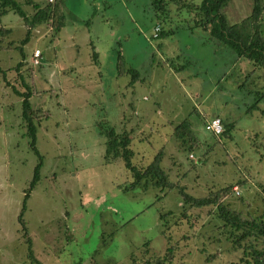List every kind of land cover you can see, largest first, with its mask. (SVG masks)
Returning a JSON list of instances; mask_svg holds the SVG:
<instances>
[{
	"label": "rangeland",
	"instance_id": "374dc122",
	"mask_svg": "<svg viewBox=\"0 0 264 264\" xmlns=\"http://www.w3.org/2000/svg\"><path fill=\"white\" fill-rule=\"evenodd\" d=\"M14 1L28 21L32 3H49ZM57 1L68 11L64 26L52 32L47 22L34 24L22 45L32 25L10 10L0 15V264H32L17 221L39 160L21 119L19 94L29 91L42 166L23 218L40 264H145L166 250L165 226L173 252L162 264H240L242 250L214 208L194 210L195 222L179 226L178 188L124 192L131 178L120 159L105 162L106 132L130 133L135 167L161 154L168 180L194 198L234 183L223 203L258 216L264 67L196 27L177 0ZM251 10L252 0H230L223 13L232 25ZM77 13L92 24H70ZM157 27L166 35L152 39ZM258 29L264 38V8ZM215 118L229 126L225 134L205 130Z\"/></svg>",
	"mask_w": 264,
	"mask_h": 264
},
{
	"label": "trees",
	"instance_id": "16d2710c",
	"mask_svg": "<svg viewBox=\"0 0 264 264\" xmlns=\"http://www.w3.org/2000/svg\"><path fill=\"white\" fill-rule=\"evenodd\" d=\"M178 9H184L191 13L195 19L194 25L200 27L209 33L212 39H215L229 49H231L238 57H244L250 61L253 66L264 67V38L258 32V19L264 6L260 0H252V10L248 17L243 19L238 24L229 25L223 13L224 8L228 5L230 0H201L199 4L192 3L187 0H177ZM26 4H31L29 0H25ZM34 14L31 21L22 12L20 5L14 0H0V15L7 11H13L27 24H31L30 28L25 33V38L21 40L20 44H25L31 35V28L34 24L47 22L52 29V32H58L63 26L62 6L56 0L53 3H47L44 6H39L32 3ZM155 29V28H154ZM166 35L161 28L157 27V32L152 34V39H158ZM92 58L96 62V53L92 51ZM21 64V63H20ZM20 64L17 65L21 66ZM119 71V63L117 64ZM132 78H137L136 71L130 72ZM32 93H20L21 98V119L27 128V135L30 138L29 145L33 153L38 156L39 160L33 169V176L24 194L22 207L17 215V221L20 226V234L23 238V243L26 246V255L32 264H40L37 261L31 250V238L29 231L24 221L25 200L28 198L29 192L34 188L39 178V171L42 166L41 157L35 148L36 129L33 123L35 113L29 103V98ZM222 132L220 135L228 131L229 126L225 121H221ZM131 136L130 133L123 132L116 133L109 128L106 132L105 153L104 160L106 163L120 159L123 162L125 169L128 171L131 182L128 187H125L124 192H128L139 188L146 190L149 186L160 188L161 190H170L174 187L178 188V192L182 197L184 207L175 221V225L182 224L185 220L187 224L192 225L197 217L194 210L201 208H214L217 218L223 223V226L232 229L231 244L236 249L242 250V257L239 259L240 264H264V211L258 216H249L246 218L241 216L237 211L230 209L221 200L220 195L226 194L233 187L234 183L228 184L226 187L217 191L210 192L202 198H194L186 194L182 187L176 186L168 180L167 174L159 167L160 155L157 154L152 161L144 167H135L131 164L133 151L130 149ZM241 182V181H240ZM264 193V187L262 189ZM171 213L162 215L168 216ZM164 221V220H163ZM181 226V225H179ZM168 227L165 226L162 235L166 240V250L162 257L153 259V261H146L145 264H162L166 262L172 254V246L168 242ZM133 261V260H132ZM110 262L106 263L109 264ZM134 264V261L132 262Z\"/></svg>",
	"mask_w": 264,
	"mask_h": 264
},
{
	"label": "built area",
	"instance_id": "2783aa9c",
	"mask_svg": "<svg viewBox=\"0 0 264 264\" xmlns=\"http://www.w3.org/2000/svg\"><path fill=\"white\" fill-rule=\"evenodd\" d=\"M49 3L52 2V0H48ZM155 33L157 32V29L154 30ZM40 57V52L38 50H34L32 54V64L37 65L38 61L37 59ZM205 130L211 132L213 135L218 136L222 132L221 122L218 118H215L208 122L205 125ZM190 157V156H189ZM234 192L237 193V190L234 188Z\"/></svg>",
	"mask_w": 264,
	"mask_h": 264
},
{
	"label": "crops",
	"instance_id": "0c3cea01",
	"mask_svg": "<svg viewBox=\"0 0 264 264\" xmlns=\"http://www.w3.org/2000/svg\"><path fill=\"white\" fill-rule=\"evenodd\" d=\"M52 2H53V0H52ZM51 2V3H52ZM104 2V1H103ZM103 2H101V3H103ZM62 14H63V20H65V17L67 16V14H68V11L65 9V8H62ZM71 15V14H70ZM77 15V16H76ZM76 15H71V20H70V17H69V19H68V21L70 22V24H74L75 26H77V24H79L80 22L83 24V26H85V27H88V26H90L92 23H91V21H90V19H88V18H85L84 20H82L81 18H80V16L78 15V13L76 14ZM63 26H64V21H63ZM62 26V27H63ZM36 50V49H35ZM98 53H96V61L99 63V56L97 55ZM40 56H41V53H40ZM33 59V58H32ZM97 62H96V64H97ZM100 64V63H99ZM71 69H73V68H71ZM221 118V117H220ZM223 119V118H222Z\"/></svg>",
	"mask_w": 264,
	"mask_h": 264
}]
</instances>
